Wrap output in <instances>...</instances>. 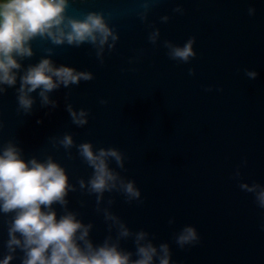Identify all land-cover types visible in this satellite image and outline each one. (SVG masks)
<instances>
[{"label":"water","instance_id":"95a60500","mask_svg":"<svg viewBox=\"0 0 264 264\" xmlns=\"http://www.w3.org/2000/svg\"><path fill=\"white\" fill-rule=\"evenodd\" d=\"M92 9L103 10L118 33L114 46L97 55L90 42L35 37L25 65L48 55L93 77L52 90L55 104H43L36 90L27 112L18 106V84L6 85L0 146L12 139L26 155L51 153L64 163L76 185L67 207L93 221L97 242L109 232L103 213L109 207L133 230L147 229L157 244L167 240L179 264H264V207L240 186L241 180L264 183V0H70L68 6L75 15ZM190 36L196 55L169 56L166 40L182 44ZM69 104L88 110L86 124L73 122ZM65 133L76 143L119 147L125 165L111 164L135 178L141 198L106 190L98 204L96 193L79 186L93 169L75 144L59 143ZM5 217L0 214V256L7 251ZM186 223L197 226L200 239L181 247L174 233ZM121 246L134 250V238H122ZM21 257L17 249L10 264H21Z\"/></svg>","mask_w":264,"mask_h":264},{"label":"clouds","instance_id":"9594fccd","mask_svg":"<svg viewBox=\"0 0 264 264\" xmlns=\"http://www.w3.org/2000/svg\"><path fill=\"white\" fill-rule=\"evenodd\" d=\"M69 4L70 0H0V93L6 85L18 84L17 102L25 112L31 110L36 90L43 104H55L49 95L52 90L93 77L88 69L57 64L48 55L25 65L24 58L34 53L35 37L48 38L55 44L90 42L97 47V55L103 53L106 44L113 47L118 39L103 10L75 15L68 12ZM249 12L254 13L255 8L250 7ZM158 36L157 29L149 38L155 41ZM195 39L190 36L182 44L166 40L169 56L190 60L196 55ZM246 71L250 77L258 74L256 69ZM67 107L74 123L88 122L86 108L77 110L71 104ZM59 143L65 149L75 144L78 154L92 167L87 179H79V186L96 193L98 204L106 190H118L129 201L141 198L135 178L122 175L111 164L114 160L120 168L125 165V153L119 147H96L91 140L76 143L71 133H65ZM234 174L239 176L240 169ZM240 186L253 192L259 206L264 207V183L241 180ZM75 187L67 166L53 154L26 155L12 139L0 146V214H6L8 226L7 251L0 256V264H10L17 249L22 252L21 264H179L172 259L167 240L157 244L147 229L133 230L109 207L103 209L109 232L102 241H95L91 236L93 221H85L77 210L67 207L68 194ZM174 220L170 217L169 223ZM129 236L134 238V250L121 246V239ZM174 239L183 247L198 242L200 234L195 224L186 223L174 233Z\"/></svg>","mask_w":264,"mask_h":264}]
</instances>
